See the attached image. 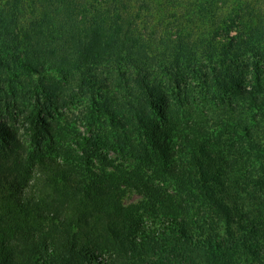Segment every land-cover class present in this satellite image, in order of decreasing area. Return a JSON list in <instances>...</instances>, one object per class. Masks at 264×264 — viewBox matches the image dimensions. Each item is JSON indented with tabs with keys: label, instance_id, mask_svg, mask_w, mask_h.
<instances>
[{
	"label": "trees",
	"instance_id": "trees-1",
	"mask_svg": "<svg viewBox=\"0 0 264 264\" xmlns=\"http://www.w3.org/2000/svg\"><path fill=\"white\" fill-rule=\"evenodd\" d=\"M14 1L0 75L56 71L89 99L85 131L63 85L0 107V264H264V20L154 45L115 0Z\"/></svg>",
	"mask_w": 264,
	"mask_h": 264
},
{
	"label": "rangeland",
	"instance_id": "rangeland-1",
	"mask_svg": "<svg viewBox=\"0 0 264 264\" xmlns=\"http://www.w3.org/2000/svg\"><path fill=\"white\" fill-rule=\"evenodd\" d=\"M11 0H0V3ZM42 2L48 5L50 0H18L17 5L23 6L24 11L23 18H30V10L35 6L36 8ZM68 8L72 7V12L79 7L82 8V4L87 5L88 2L94 0H65ZM73 1V2H72ZM108 3L111 0H106ZM103 3L102 0H98V3ZM105 3L104 5L108 4ZM88 7V6H87ZM91 7V6H90ZM89 7V9H90ZM115 8L119 11H124L127 15L135 21L136 30L142 36L151 40L155 45L159 40L164 42L173 38L181 37L184 40L197 41L198 44L202 43L204 39L209 40L212 38L217 40V44L223 42V33L215 35V25L219 27L224 25V20L229 16L233 18L240 17L235 22L234 31L238 32L240 27L238 25H250L259 20H264V0H115ZM130 19V20H131ZM132 22V20H131ZM161 47V45H160ZM106 75V69L102 70ZM16 71V74L10 72L8 75H0V107L5 106L7 101L11 98L18 99L21 104L27 103L30 99L29 93H23L22 96L14 95V92L20 91V82L26 81V86L29 90H34L36 83L42 80L44 83L51 86L63 85L64 93L73 92L74 98L67 99L68 105L63 108L60 106L59 111L66 112L67 120H71L70 123L74 125L79 131H85V120L83 116L85 113V105L88 102V95L86 94L85 86L81 90L76 87L75 82H66V76L56 71H46L41 75L30 73L28 71ZM75 77H73V80ZM69 85H72L69 86ZM74 88V90H73ZM124 92V90H122ZM13 93V94H11ZM126 93H128L126 91ZM5 98V99H3ZM6 100V101H5ZM4 114L0 117L3 118ZM102 125V121H97L95 126L90 127L93 131H98V128ZM139 196L134 192H127L124 195V201L126 203L139 201Z\"/></svg>",
	"mask_w": 264,
	"mask_h": 264
}]
</instances>
